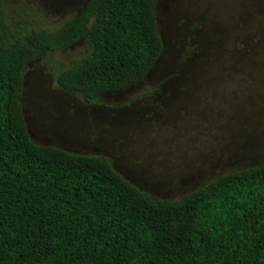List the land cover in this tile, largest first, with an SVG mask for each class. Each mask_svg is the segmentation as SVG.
Wrapping results in <instances>:
<instances>
[{
	"label": "trees",
	"instance_id": "trees-1",
	"mask_svg": "<svg viewBox=\"0 0 264 264\" xmlns=\"http://www.w3.org/2000/svg\"><path fill=\"white\" fill-rule=\"evenodd\" d=\"M0 0V264H264V163L179 200L151 196L109 158L36 144L24 76L41 60L64 95L100 98L142 82L163 54L155 0H89L55 32L14 29ZM86 42L67 69L53 53Z\"/></svg>",
	"mask_w": 264,
	"mask_h": 264
},
{
	"label": "rangeland",
	"instance_id": "rangeland-1",
	"mask_svg": "<svg viewBox=\"0 0 264 264\" xmlns=\"http://www.w3.org/2000/svg\"><path fill=\"white\" fill-rule=\"evenodd\" d=\"M89 0H6L24 33L55 32ZM161 58L140 83L99 105L64 95L37 60L24 76L31 139L104 156L141 191L176 201L215 179L264 163V0H155ZM80 42L53 53L64 70L86 56Z\"/></svg>",
	"mask_w": 264,
	"mask_h": 264
}]
</instances>
